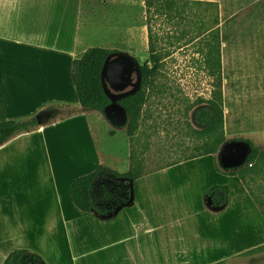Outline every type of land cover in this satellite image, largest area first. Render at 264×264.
<instances>
[{"label": "crops", "instance_id": "obj_1", "mask_svg": "<svg viewBox=\"0 0 264 264\" xmlns=\"http://www.w3.org/2000/svg\"><path fill=\"white\" fill-rule=\"evenodd\" d=\"M82 3L0 0V121L38 116L41 124L0 146V264L19 248L47 264H152L153 256L175 264L178 255L221 254L231 200L215 206L206 191L244 184L216 169L213 153L145 171L109 218L70 199L75 178L100 166L131 168V156L117 157L112 145L122 134L126 153L124 127L104 133L76 92L73 61L88 48ZM148 238L160 243L149 259Z\"/></svg>", "mask_w": 264, "mask_h": 264}, {"label": "rangeland", "instance_id": "obj_2", "mask_svg": "<svg viewBox=\"0 0 264 264\" xmlns=\"http://www.w3.org/2000/svg\"><path fill=\"white\" fill-rule=\"evenodd\" d=\"M148 18L145 0H83L80 38L88 48L115 49L144 63L149 60ZM151 22L162 65L148 88L135 134L127 136L129 119L118 103L120 97L140 87L134 62L130 84L124 90L116 91L105 81L112 104L105 115L92 110L93 119L106 134L124 127L129 146L125 153L120 134L113 140L114 151L117 157L129 154L131 166L141 174L206 155L204 144L210 139L196 132L202 126L194 113L198 103L211 95L214 78L206 67L205 52L207 43L214 40L211 34L218 33L226 140L213 154L214 161L216 169L236 175L244 185L234 182L229 188V220L221 254L173 259L175 264H203L208 259L209 264H264V155L248 165L244 180L233 174L244 167L248 141L264 152V0H178ZM233 150L240 155L237 162L231 158ZM148 239L154 244H147L145 253L150 256L160 243Z\"/></svg>", "mask_w": 264, "mask_h": 264}, {"label": "trees", "instance_id": "obj_3", "mask_svg": "<svg viewBox=\"0 0 264 264\" xmlns=\"http://www.w3.org/2000/svg\"><path fill=\"white\" fill-rule=\"evenodd\" d=\"M178 0H145L147 14L149 16L148 39L149 60L141 63L139 58L132 55L139 63L141 85L133 93L118 99L127 113L129 122L127 134L132 137L139 125L143 106L147 101L148 88L159 73L162 65V56L155 47V35L153 31L152 17L159 13H166ZM205 34V33H204ZM202 34V35H204ZM213 41L207 43L206 67L210 76L214 78L213 88L209 98H203L195 110V121L202 126L196 129L198 134H203L210 139L206 142L204 154L216 153L225 142V110L222 93V60L218 33L211 34ZM118 50L102 46L87 48L73 61L72 77L80 105L87 110H96L103 115L106 108L112 103V98L106 90L104 68L109 57L118 53ZM38 116L23 119L0 121V146L14 136L32 131L40 127ZM250 152L247 155L243 168L236 170L242 180L248 171V165L257 162L263 155L252 141H248ZM141 172L131 168L126 172H120L108 166H100L94 171L75 178L69 186V197L72 202L82 211L95 212L98 215L110 216L131 196V180L136 179ZM228 185H215L206 191L211 202L215 206L225 205L229 196ZM4 264H47L36 252L29 249H15L6 257Z\"/></svg>", "mask_w": 264, "mask_h": 264}, {"label": "water", "instance_id": "obj_4", "mask_svg": "<svg viewBox=\"0 0 264 264\" xmlns=\"http://www.w3.org/2000/svg\"><path fill=\"white\" fill-rule=\"evenodd\" d=\"M113 55H111L109 57L108 61L106 62V65L104 68V79H105V81H107L109 83L111 88H113L116 91H122L130 84V78H131L132 67H133L132 62H134L137 65L139 73H140L139 63L133 56H130V54H127V53H123V52L119 53L118 52L115 54L118 56H114V58H113ZM129 57L131 59H128ZM140 79H141V74H140ZM106 110H107V108H106ZM123 110H124L125 114H127L126 110L124 108H123ZM249 148H250V145H249ZM250 150H251V148H250ZM248 153H247V155H248ZM247 155H246V158H247ZM236 156H239V159H240L239 154L234 155V157H236ZM231 158H233V157H231ZM246 158H245V161H246ZM239 159H237V160H239ZM237 160H235V161L237 162ZM224 162L227 164V162L225 160H224ZM229 165H231V164H229Z\"/></svg>", "mask_w": 264, "mask_h": 264}, {"label": "flooded vegetation", "instance_id": "obj_5", "mask_svg": "<svg viewBox=\"0 0 264 264\" xmlns=\"http://www.w3.org/2000/svg\"><path fill=\"white\" fill-rule=\"evenodd\" d=\"M233 154H236V150H233ZM233 158H234V160H237V159H239V156H236V157L233 156Z\"/></svg>", "mask_w": 264, "mask_h": 264}]
</instances>
